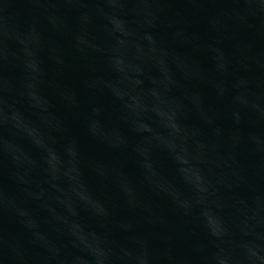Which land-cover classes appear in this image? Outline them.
<instances>
[{
    "label": "water",
    "instance_id": "obj_1",
    "mask_svg": "<svg viewBox=\"0 0 264 264\" xmlns=\"http://www.w3.org/2000/svg\"><path fill=\"white\" fill-rule=\"evenodd\" d=\"M0 264H264V0H0Z\"/></svg>",
    "mask_w": 264,
    "mask_h": 264
}]
</instances>
